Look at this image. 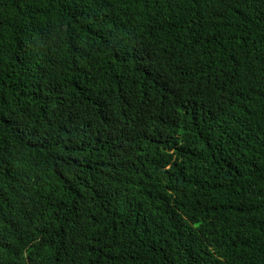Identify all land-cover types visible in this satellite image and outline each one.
Listing matches in <instances>:
<instances>
[{
  "label": "trees",
  "instance_id": "obj_1",
  "mask_svg": "<svg viewBox=\"0 0 264 264\" xmlns=\"http://www.w3.org/2000/svg\"><path fill=\"white\" fill-rule=\"evenodd\" d=\"M0 264H264V0H0Z\"/></svg>",
  "mask_w": 264,
  "mask_h": 264
}]
</instances>
